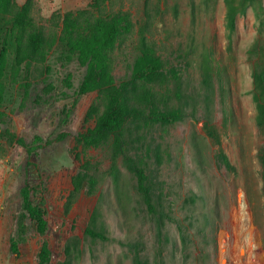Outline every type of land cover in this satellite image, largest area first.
I'll list each match as a JSON object with an SVG mask.
<instances>
[{"label": "rangeland", "instance_id": "374dc122", "mask_svg": "<svg viewBox=\"0 0 264 264\" xmlns=\"http://www.w3.org/2000/svg\"><path fill=\"white\" fill-rule=\"evenodd\" d=\"M91 1L32 0V16L52 28L53 13ZM246 2L232 11L230 0L104 1V13L125 14L131 24L114 51L117 81L129 79L142 47L152 45L169 75L154 87L156 104L182 111L174 122L134 119L126 128V153L145 167L156 214L147 212L122 158L114 178L109 145L85 150L76 143L93 125L85 113L96 96L77 94L85 68L76 56L57 41L43 61L17 65L10 50L0 98V264H36L43 241L50 264H264V131L252 75V64L264 59V0ZM3 37L0 32V48ZM206 57L220 68L209 83L201 74ZM207 119L219 143L205 130ZM11 133L26 143L35 135L54 140L28 156ZM87 161L94 186L84 182L73 197L72 177ZM25 184L47 220L43 235L22 207ZM240 194L254 243L235 219ZM87 227L107 238L90 237ZM16 236L21 240L13 252Z\"/></svg>", "mask_w": 264, "mask_h": 264}, {"label": "trees", "instance_id": "16d2710c", "mask_svg": "<svg viewBox=\"0 0 264 264\" xmlns=\"http://www.w3.org/2000/svg\"><path fill=\"white\" fill-rule=\"evenodd\" d=\"M104 1L92 0L86 8L63 14L55 12L50 17L52 28L47 29L34 21L32 0H25L20 5L15 0H0V32L4 34L0 48V98L4 89L2 77L10 50L13 52L14 63L19 65L23 62L43 61L57 41L62 43L85 68L77 94L96 93L85 113V119L92 120L93 125L75 136L76 143L85 150L109 145L110 169L114 178L116 179L118 173L117 159L122 158L134 172L136 190L147 212L156 214L159 210L153 198L145 167L126 153L128 145L126 128L134 119L141 120L144 124L157 121L174 122L182 117V111L169 108L160 110L156 104L154 87L158 83H167L169 75L164 71L161 56L156 53L152 45L147 44L142 47L132 64L129 79L117 81L113 73L114 51L129 31L131 24L125 14L104 13L102 10ZM246 1L230 0L232 11L243 9ZM260 39L255 41L254 46ZM219 71L220 68L211 64V60L206 57L201 72L203 82L209 83L212 76ZM252 75L256 120L264 131V59L252 64ZM174 77H176L175 73ZM209 122V119L203 122L204 128L209 136L219 143L216 126ZM9 137L14 138L19 148L25 149L28 156L36 154L39 148L51 144L54 140L35 135L30 143H26L21 137H16L12 133ZM59 137H64V134ZM219 157L226 167L231 166L223 152H219ZM260 158L264 167V152L260 154ZM86 163L82 171L72 177L71 196L73 197L82 189L84 182L90 187L94 186L95 175L89 172L92 163L90 161ZM31 192L32 187L29 184L21 188L22 207L33 221L36 231L43 235L47 231V220L40 207L33 203ZM166 217L173 219L169 215ZM85 233L92 238H107L101 230L91 227H87ZM20 237L12 238L13 252L18 251ZM50 261V247L46 241H43L37 253L36 264H50Z\"/></svg>", "mask_w": 264, "mask_h": 264}, {"label": "built area", "instance_id": "2783aa9c", "mask_svg": "<svg viewBox=\"0 0 264 264\" xmlns=\"http://www.w3.org/2000/svg\"><path fill=\"white\" fill-rule=\"evenodd\" d=\"M242 204H244L245 208H246L245 209V215L242 212ZM235 219L237 220V222L239 224V228L241 227L242 224L243 225L246 224L245 228H247L246 232L248 233V241H249V243H250V241H251V243H254L252 241L253 239H252V235H251V232H250L251 222H250V218H249L248 206H247V203H246V200H245L243 194H240L239 199H238V206H237V208L235 210ZM243 232H245V230ZM242 235H243V233H242ZM245 245L248 248L249 247L252 248L250 246V244H245ZM247 252H248V250H247Z\"/></svg>", "mask_w": 264, "mask_h": 264}, {"label": "bare ground", "instance_id": "6f19581e", "mask_svg": "<svg viewBox=\"0 0 264 264\" xmlns=\"http://www.w3.org/2000/svg\"><path fill=\"white\" fill-rule=\"evenodd\" d=\"M245 209H246V208L244 207V204H242V212H243L244 215H245ZM246 230H247V228H246ZM245 239L248 240L247 237H245Z\"/></svg>", "mask_w": 264, "mask_h": 264}]
</instances>
